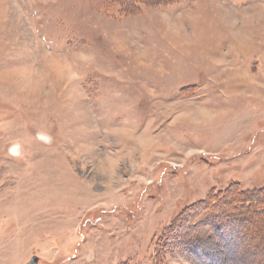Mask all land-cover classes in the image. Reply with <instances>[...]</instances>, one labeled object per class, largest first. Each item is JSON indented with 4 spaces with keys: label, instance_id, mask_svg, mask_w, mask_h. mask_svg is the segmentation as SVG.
<instances>
[{
    "label": "rangeland",
    "instance_id": "rangeland-1",
    "mask_svg": "<svg viewBox=\"0 0 264 264\" xmlns=\"http://www.w3.org/2000/svg\"><path fill=\"white\" fill-rule=\"evenodd\" d=\"M154 1L0 0V264H264V0Z\"/></svg>",
    "mask_w": 264,
    "mask_h": 264
},
{
    "label": "trees",
    "instance_id": "trees-1",
    "mask_svg": "<svg viewBox=\"0 0 264 264\" xmlns=\"http://www.w3.org/2000/svg\"><path fill=\"white\" fill-rule=\"evenodd\" d=\"M163 1L162 0H158V1H154V4L157 5V4H161ZM239 185H235V186H232V188H229L228 190H226L225 192H221V193H218L216 194L215 196L213 195L212 196V199H210V201H212L213 203L211 204V206H214L216 209L217 208V211H219L220 215L223 214V212L227 210H230L229 208H232L233 210H243L244 212H249V208H243V207H238L236 205V202H234L232 204V206H230V201L228 202L227 200H231L232 199V195H231V191L232 192H238L237 190V187ZM239 188V187H238ZM258 194H259V197H255V196H252V199H250V204L252 205L251 206V209H254L253 207H255L253 204H261V203H264V191L262 190H259L257 191ZM256 192V193H257ZM246 192H239L237 193L236 197L235 195H233V197H235L236 199L235 200H238V202L242 203V199L241 198H244L245 195H248L247 193L245 194ZM231 198V199H229ZM209 202V200L207 201ZM207 202H204L203 204L207 203ZM237 202V203H238ZM225 203V204H224ZM227 204V205H226ZM228 212V211H227ZM256 213V214H255ZM255 213L252 212V215L254 216H257V215H260V214H264V210L263 208L258 210L256 209L255 210ZM251 214V213H250Z\"/></svg>",
    "mask_w": 264,
    "mask_h": 264
},
{
    "label": "water",
    "instance_id": "water-1",
    "mask_svg": "<svg viewBox=\"0 0 264 264\" xmlns=\"http://www.w3.org/2000/svg\"><path fill=\"white\" fill-rule=\"evenodd\" d=\"M38 257H34L28 264H38Z\"/></svg>",
    "mask_w": 264,
    "mask_h": 264
},
{
    "label": "bare ground",
    "instance_id": "bare-ground-1",
    "mask_svg": "<svg viewBox=\"0 0 264 264\" xmlns=\"http://www.w3.org/2000/svg\"><path fill=\"white\" fill-rule=\"evenodd\" d=\"M55 65H56L55 68L58 67L57 64H55ZM57 71H58V69H57ZM58 75H60V76L63 75L61 70L58 72Z\"/></svg>",
    "mask_w": 264,
    "mask_h": 264
}]
</instances>
